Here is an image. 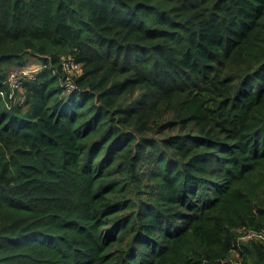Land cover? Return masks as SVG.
Returning <instances> with one entry per match:
<instances>
[{"label":"trees","instance_id":"obj_1","mask_svg":"<svg viewBox=\"0 0 264 264\" xmlns=\"http://www.w3.org/2000/svg\"><path fill=\"white\" fill-rule=\"evenodd\" d=\"M241 228L264 235V0H0V264H264Z\"/></svg>","mask_w":264,"mask_h":264},{"label":"built area","instance_id":"obj_2","mask_svg":"<svg viewBox=\"0 0 264 264\" xmlns=\"http://www.w3.org/2000/svg\"><path fill=\"white\" fill-rule=\"evenodd\" d=\"M62 67H63V71L66 74V80L64 86L69 91L73 87L70 79L74 75H78L80 73V66L77 63H75L72 58H64L62 62ZM37 71L28 68H22L12 71L8 77V84L11 89L9 93V98L12 99L16 91H21L22 89L21 86L23 81L33 78L34 75L37 73ZM19 100L21 101V99ZM239 232L241 233L239 240L242 241L264 240V235L263 233L260 232H254V231L246 230L244 228H241ZM235 250L236 251L233 252L232 257H229L228 259L225 260V262H228V264H238L240 262V251L239 249H235Z\"/></svg>","mask_w":264,"mask_h":264},{"label":"rangeland","instance_id":"obj_3","mask_svg":"<svg viewBox=\"0 0 264 264\" xmlns=\"http://www.w3.org/2000/svg\"><path fill=\"white\" fill-rule=\"evenodd\" d=\"M24 68H28V69H32L34 71H37L40 69V63L35 61V59H31L30 62L24 66ZM14 69H15L14 65H11L10 70L12 71Z\"/></svg>","mask_w":264,"mask_h":264}]
</instances>
